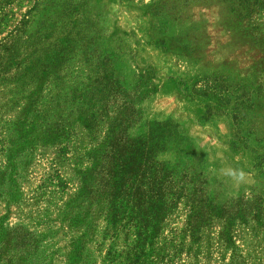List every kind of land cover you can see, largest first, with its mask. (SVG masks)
Returning <instances> with one entry per match:
<instances>
[{
  "label": "rangeland",
  "instance_id": "obj_1",
  "mask_svg": "<svg viewBox=\"0 0 264 264\" xmlns=\"http://www.w3.org/2000/svg\"><path fill=\"white\" fill-rule=\"evenodd\" d=\"M109 230L264 264V0H0V264H102Z\"/></svg>",
  "mask_w": 264,
  "mask_h": 264
},
{
  "label": "trees",
  "instance_id": "obj_2",
  "mask_svg": "<svg viewBox=\"0 0 264 264\" xmlns=\"http://www.w3.org/2000/svg\"><path fill=\"white\" fill-rule=\"evenodd\" d=\"M27 110L28 108L22 107L21 117L17 122L18 128L16 136L11 140L14 144H18V147L13 152V156H17V152L25 148L26 146H30V143L33 141L31 139V135L36 134L38 130L36 128L38 126L37 123L31 119V117L35 115V112L29 110V112L26 113ZM111 209L112 207L110 208L109 212L111 211ZM117 237L118 232H112V230L104 232L103 236H101L102 241L100 244L105 245L102 256V264H130L125 262L124 258H121L122 256L119 255V251L116 248L110 246L111 242H116Z\"/></svg>",
  "mask_w": 264,
  "mask_h": 264
}]
</instances>
